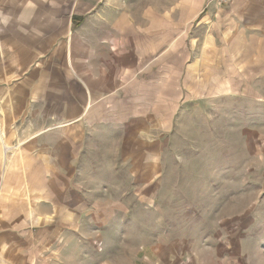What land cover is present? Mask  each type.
Segmentation results:
<instances>
[{
  "label": "crops",
  "instance_id": "crops-1",
  "mask_svg": "<svg viewBox=\"0 0 264 264\" xmlns=\"http://www.w3.org/2000/svg\"><path fill=\"white\" fill-rule=\"evenodd\" d=\"M207 4L181 0L177 7L174 0L166 13L143 9L140 22L122 17L113 38L96 35L100 26L93 24L89 43L72 24L62 46L35 48L30 37L8 41L0 57V81L7 80L0 83V143L20 148L0 173V264H64L68 244L72 260L84 261L91 237L70 227L83 207L76 171L129 160L121 144L129 134L142 144L145 128L155 129L146 143L158 155L161 105L200 94L193 80L208 73L250 78L240 69L256 63L257 41L264 48L256 35L264 33V0ZM32 224L47 226L33 231Z\"/></svg>",
  "mask_w": 264,
  "mask_h": 264
},
{
  "label": "rangeland",
  "instance_id": "rangeland-1",
  "mask_svg": "<svg viewBox=\"0 0 264 264\" xmlns=\"http://www.w3.org/2000/svg\"><path fill=\"white\" fill-rule=\"evenodd\" d=\"M173 2L0 0L1 61L8 41L30 37L35 48L62 46L70 24L82 43L93 40V24L100 26L96 35L117 37L112 28L122 17L140 22L143 9L166 13ZM175 2L178 7L181 0ZM256 43V63L240 69L250 78L208 73L191 82L200 94L179 95L167 109L161 105L158 155L146 143L155 129L145 128L142 144L130 134L121 144L129 160H107L103 171H76L83 207L80 222L70 227L91 239L79 263L71 244L65 246L64 264H264V48ZM18 148L0 143L1 176ZM42 226L32 224V230Z\"/></svg>",
  "mask_w": 264,
  "mask_h": 264
},
{
  "label": "built area",
  "instance_id": "built-area-1",
  "mask_svg": "<svg viewBox=\"0 0 264 264\" xmlns=\"http://www.w3.org/2000/svg\"><path fill=\"white\" fill-rule=\"evenodd\" d=\"M232 0H208V4L214 3L218 6H224L231 2Z\"/></svg>",
  "mask_w": 264,
  "mask_h": 264
},
{
  "label": "bare ground",
  "instance_id": "bare-ground-1",
  "mask_svg": "<svg viewBox=\"0 0 264 264\" xmlns=\"http://www.w3.org/2000/svg\"><path fill=\"white\" fill-rule=\"evenodd\" d=\"M4 150H5V152L7 153L8 150L6 149V147L4 148Z\"/></svg>",
  "mask_w": 264,
  "mask_h": 264
}]
</instances>
